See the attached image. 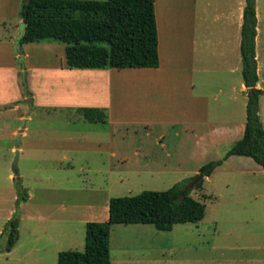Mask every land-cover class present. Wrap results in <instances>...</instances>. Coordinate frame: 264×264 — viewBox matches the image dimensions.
Listing matches in <instances>:
<instances>
[{"label":"rangeland","instance_id":"374dc122","mask_svg":"<svg viewBox=\"0 0 264 264\" xmlns=\"http://www.w3.org/2000/svg\"><path fill=\"white\" fill-rule=\"evenodd\" d=\"M197 3L198 11L205 15L207 26H210L209 19L219 3L214 0ZM256 4L259 21L256 51L262 78L258 114L262 123L264 0H256ZM54 43L63 46L60 42ZM59 49L46 53L32 49L34 63L28 64L37 69H28L23 63L21 73H24L25 81L26 76H35L39 82L43 78L39 65L58 64ZM40 61L48 63H37ZM238 63L240 67V59ZM211 64L216 65L202 60L199 53L198 62L193 63V86L188 88L185 84L192 98L186 102L196 103L198 119L204 120L198 122L195 131H192L193 125L191 129L184 124L189 118L184 120L183 116L189 114L183 109V116L173 114L176 111L172 115L169 113V108L180 110L181 107L176 96L184 91L180 76L176 83L160 87L157 100L145 101L150 113H154L152 110L164 112L158 123L149 122L145 126L136 117L142 109L140 98H120L117 109L124 112V117L113 123L112 147L127 155L125 159L109 161L104 153L101 157L93 153V142H109L105 122H90L79 109L78 112L71 110L74 112L69 114L57 107H35L29 112L31 98L26 97L19 77L22 95L21 102L17 103L19 108L6 112L4 121L0 119V264H55L59 251L83 250L84 222L104 221L109 198L132 196L143 190H165L176 183L185 188L198 175L197 170L202 164L221 159L238 137L233 135L223 142L211 144L209 134L204 133L201 126L241 119L245 96L239 90L242 81L239 70L230 74L204 69ZM128 69L131 70L125 68V71ZM167 70L171 72L169 68ZM165 74L168 82L175 78L172 73ZM113 76L118 78L122 93H140V82L134 81L140 75L114 72ZM124 76L133 79L121 80ZM37 88L43 99L40 101L54 102L55 97L50 99L39 83ZM53 88L57 90L56 85L50 87ZM26 92L29 94L27 87ZM27 112V121H17V114ZM19 130L23 137L19 135L18 174L13 177L11 162L15 135ZM68 137L73 138L74 144L68 143L72 140H66L64 144ZM77 137L86 138L80 141L89 143L76 144ZM52 140L56 141V147L48 144ZM195 140L199 147L194 151ZM185 145H191V149ZM69 149L73 151L70 154L73 157L61 158L63 150ZM21 189L25 190L27 198L16 201ZM188 190L190 196L204 204V214L198 222L176 223L168 231L157 230L150 224H112L109 230L112 264L117 256H122L121 264H264V170L259 165L249 157L225 159L203 179L201 188ZM12 218L16 220V241L6 252L4 248L10 230L7 222Z\"/></svg>","mask_w":264,"mask_h":264},{"label":"trees","instance_id":"16d2710c","mask_svg":"<svg viewBox=\"0 0 264 264\" xmlns=\"http://www.w3.org/2000/svg\"><path fill=\"white\" fill-rule=\"evenodd\" d=\"M19 17L25 23L21 44L56 41L63 44L64 66L69 69L155 68L158 66L157 30L153 0H27ZM255 0H244L240 25V74L245 87V121L242 135L221 159L202 164V178L193 188H201L204 177L231 155L251 158L264 170V129L258 114L262 90L257 81L254 54ZM90 122H105L98 107H79ZM184 192L176 183L165 190H143L132 196L111 197L104 221H86L83 250H62L55 264H109V230L112 224H150L168 231L176 223H195L204 214V204ZM21 189L16 201L25 200ZM204 198V197H201ZM4 250L16 241L14 218Z\"/></svg>","mask_w":264,"mask_h":264},{"label":"crops","instance_id":"0c3cea01","mask_svg":"<svg viewBox=\"0 0 264 264\" xmlns=\"http://www.w3.org/2000/svg\"><path fill=\"white\" fill-rule=\"evenodd\" d=\"M22 1L23 0H0V119L3 121L5 120L4 115L6 112L17 111L19 108V104L17 103L22 100L19 81L22 68L17 64V53L13 45V38L16 35L17 26L22 21L19 17V9ZM198 1L200 0H153L158 52V66L155 68H131V70L128 69L127 71H125V68L69 69L64 66L63 46L58 47L59 45L54 43V41L44 40L21 44L24 67L26 65L28 69H37V67L28 64L34 63L31 60L32 49H36L41 53H46L51 49L60 48L57 52L58 64L39 65V71L43 74V78L41 77L39 82L36 81L35 76L31 78L26 76V87L29 91L28 96L31 98L30 101H28L31 105L29 112L33 111L35 107H57L58 109L61 108V110L69 112V114H71L70 112H74L71 110L78 112V108L84 106L101 108L105 113V124L108 126L105 134H109L110 137L109 142H107V140L106 142L104 140L93 142L95 146V151H93V153L95 156L97 153L99 155L98 157H101L100 154L104 153L108 161L124 158L127 155L126 152L116 150L112 147L113 137L111 135L114 133L113 123L115 119H122L124 117V112L117 109V101L127 96L130 99H134L135 97L140 98L142 109L140 114H137L136 117L140 118V122L145 126L149 122L158 123L162 121L160 119V114L164 115V112L151 109L154 113H150L149 104L145 103V101L157 100L158 96H160V94L157 93L160 87L164 88L165 86L171 85L172 82L176 83L179 81L178 76H180L181 83L184 85V91L176 94V96L179 97L177 103L181 107L178 108L180 110H176L177 108H169L171 110L169 113L172 115V112L176 111V113L173 114L183 116L181 110L183 109L189 114L188 116H183L184 120L185 118H189L184 124H188L191 129L193 125L192 131H195V129L198 128V122L202 123L204 120L199 118V121L198 119L199 111L196 103L188 104V102H186L192 99L187 86L188 88L190 85L193 86V63L198 62L200 53L202 60L216 63V65L211 64L210 67L207 65L204 69H216L219 73L225 71L230 74L236 73L239 70L240 74V67H238V59H240L239 31L242 8L244 5V0H214V2H218L219 4L215 6L212 16L211 14V17L209 16V20L212 24L207 26V22L204 18L205 15L198 11ZM255 19L254 54L257 74L255 87L261 89L262 78L259 76L261 63H258V54L256 51L259 31L258 6L256 0ZM37 63L48 62L40 61ZM167 68H169L171 72H169ZM114 72H134L136 75H140V77L136 76L134 79L135 82H140V93H122V89L118 88V78L113 76ZM166 72L169 73V75L172 73L175 78H171L168 82L165 74ZM123 78L126 80L133 79V77L129 78L124 76L121 80H123ZM38 83L41 89L46 91L47 95L51 96L50 99L55 97L54 102L51 101L48 104V102L40 101L43 99L38 95L40 91V89L37 88ZM185 84H187V86H185ZM55 85L57 90L54 88L50 89L51 86ZM170 87L172 88V86ZM73 90L76 91L74 92ZM239 90L242 91L245 96V87L242 81L239 83ZM245 102H243L244 115L241 119L237 121L221 120L217 125H208V123H205L201 126L203 132L209 134L211 144L223 142L233 135L237 136V139L241 137L245 121ZM169 109L166 108L165 110ZM29 112L25 115L17 114V121H22V119H26L27 121ZM261 124L264 129V122ZM2 125H5V123L3 122ZM17 126L18 125H16V127ZM19 135L20 138L23 137L21 134ZM26 135L24 131V136ZM194 135L196 136V134ZM84 139L86 140V138L77 137L76 144L83 143L86 145L89 143V141H80ZM66 140H72L71 142L68 141V143L74 144L73 138H65L64 144L67 142ZM48 144L56 147V141L54 140ZM79 147H81V145ZM185 147L191 149V145H185ZM197 147H199V144L197 140H195L194 151ZM103 148H105L104 151ZM74 153L81 154L80 151H75ZM70 154H73L72 150H63L61 158L70 159L73 157ZM190 154L194 153L191 152ZM233 157L244 158L246 156L231 155L226 158V161L232 160ZM121 257H115L113 264H121L123 262ZM109 264H112L111 260H109Z\"/></svg>","mask_w":264,"mask_h":264},{"label":"water","instance_id":"95a60500","mask_svg":"<svg viewBox=\"0 0 264 264\" xmlns=\"http://www.w3.org/2000/svg\"><path fill=\"white\" fill-rule=\"evenodd\" d=\"M24 2H27V0H24ZM24 26H25V23L23 21H21L17 26V32L13 38V45H14L15 51L17 53V63L21 68H23V54L21 51V38L23 35ZM20 79H21L22 89H23V91L27 97L29 94H27V92H26V81H25V76H24L23 72L20 74ZM19 133H20V131H18V133H16V135H15V144H14L15 148L13 150V159L11 162V169H12L13 177H17V174H18V171H17V156H18L17 145L19 144ZM201 178H202L201 174H198L196 177H194L189 183H187L186 187L184 188V192L188 191L189 188L193 187L194 184L197 181H199Z\"/></svg>","mask_w":264,"mask_h":264}]
</instances>
